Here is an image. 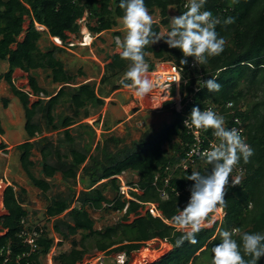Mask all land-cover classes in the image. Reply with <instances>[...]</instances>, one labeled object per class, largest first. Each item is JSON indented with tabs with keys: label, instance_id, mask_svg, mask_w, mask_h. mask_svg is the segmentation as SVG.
<instances>
[{
	"label": "trees",
	"instance_id": "1",
	"mask_svg": "<svg viewBox=\"0 0 264 264\" xmlns=\"http://www.w3.org/2000/svg\"><path fill=\"white\" fill-rule=\"evenodd\" d=\"M119 2L120 0H0V60L8 61V70L0 74V82L4 80L8 84L11 93L22 105L27 135V140L15 148L20 151L23 171L41 191L46 192L51 188L49 179L57 173H61L67 182L82 185L78 192L73 186L68 195L55 196L46 208L45 213L53 218V230L60 239L57 244L70 240L72 245L69 252L54 255V264H76L84 258L91 246L96 252L109 255L125 252V264H129L132 254L146 247L147 241L154 239L167 242L171 249L150 264H198L220 243L219 233L222 230L239 228L241 232H264V0H207L203 10L211 11L221 21L216 26V31L226 39L227 44L219 56L209 57L206 64L200 65V70L186 69L184 72L183 80L186 83L181 85L184 102L182 113L172 109V122L153 134L144 132L138 140L124 144L115 151L110 149L109 143L118 146L122 140L110 136L103 143L98 142L95 146L96 153H92L90 142L78 149L77 137L71 133V126L79 122L76 119L80 117L81 110H84L87 117L89 105L103 106V95L94 83L88 81L80 84L75 81V76L57 56L63 50L62 47L53 45L42 49L39 41L43 33L47 32L50 37L60 38L65 43L66 32H78V21L85 16L88 20L86 27L90 32L99 34L111 30L117 26V19L123 16ZM145 4L149 12L158 10L160 13V22L153 24V31L158 33L160 25L169 26L170 6L176 8L177 16L186 11L183 0H145ZM228 17H233L235 22L226 26L223 21ZM27 19L29 24L24 29L23 23ZM36 24L44 26L45 30H39ZM22 33L24 35L20 39ZM114 35L120 36V32L115 31ZM144 52L146 55L152 53L157 61L181 64L180 61L185 59L179 49L169 48L164 40L158 46H147ZM119 53L110 56L101 83L108 77L119 76L121 79L124 76L128 62L122 60ZM186 59L188 62L192 58ZM154 67L155 61L149 63V71ZM17 69L25 73L37 69L49 70L52 81L60 84V88L49 93L39 85L34 76H29L33 93L37 96L43 94L47 98L29 106V94L14 83L13 75ZM211 78L221 85L218 92H209L200 82ZM119 87L113 85L112 90ZM197 87L200 89L196 90ZM63 100L68 103L72 113L56 124L55 109ZM229 101L234 102L235 114L243 121L254 155L249 163L244 164L241 160L238 164L244 169L239 175L241 179L238 185L231 184V179L236 176L229 179L225 196L227 205L223 207L225 215L221 223L216 221L211 227L202 226L196 235L197 243L185 241L182 246L177 247L176 240L181 232L171 223V218L177 215V208L182 210L190 199L193 182L187 180V176L193 170L176 172L171 180L174 189H168V198L165 200L159 193L163 182L158 180L154 184V179L157 174H163L165 166L179 161L184 155L189 142L183 125L184 116L190 115L193 107H199L202 111L207 104L223 105ZM8 104L9 100L3 99L4 107ZM170 104L171 101H166L163 106L169 107ZM242 106L245 107L244 110L241 109ZM222 111L224 112V108ZM39 113H42L48 128H64L63 139H58L56 144L48 137L31 141L43 131L36 120ZM77 126L87 128L91 137L94 136L95 129L91 125L81 123ZM0 132H3L1 126ZM7 146L5 142L0 143V150H5ZM65 146L68 147L67 151H63ZM34 149L40 152L41 173L44 177L34 174ZM211 167L205 161L197 171L206 175ZM79 170L81 175L78 174ZM124 171L138 174L136 184L141 193L131 191L132 194L140 201L156 202L162 218L154 217L149 211L140 215L138 209L143 208V205L134 200L128 201L119 194V180L114 176ZM104 180L106 181L103 182ZM128 183L134 184L131 181ZM108 184L115 192L113 198L105 194ZM25 194V188H15L13 184L7 185L2 191L6 213L0 216V230L4 232L0 235V250L3 247L11 248L12 257L4 262V255L0 254V264H15L17 255L29 252V248L19 238L23 226L21 221L29 216L24 206ZM74 203L76 205L72 207ZM104 203L112 204L108 210L119 212L123 211L127 203L129 205L121 221L96 229L89 208L99 209ZM132 213L138 216L132 222H127ZM78 233L82 234L80 240L74 237ZM234 238L240 242L239 234H234ZM38 243L40 248L25 256L24 261L43 264L42 257L55 245L54 237L48 233L43 234ZM258 264H264V257Z\"/></svg>",
	"mask_w": 264,
	"mask_h": 264
},
{
	"label": "rangeland",
	"instance_id": "2",
	"mask_svg": "<svg viewBox=\"0 0 264 264\" xmlns=\"http://www.w3.org/2000/svg\"><path fill=\"white\" fill-rule=\"evenodd\" d=\"M154 18L155 23H159L161 16L158 10L155 12H150ZM168 14L170 17L177 16L176 8L170 6L168 9ZM86 17V16H85ZM83 18L78 21L79 30L78 32L67 31V39L65 43H58L52 37L44 32L39 43L42 49L52 47L53 45L62 47L63 50L57 53V56L64 62L66 69L75 76V81L81 83L91 82L97 87L99 93L105 98V104L103 106H91L87 107L89 115L86 117L84 115V110H81V115L76 119L78 122L71 126V133L76 136V145L78 149L90 142L91 152H95V146L98 142L103 143L104 140L110 136L118 137L122 141L115 146L113 143L110 144V149L115 151L118 147H122L124 144H130L132 141L141 138L144 132L148 131L153 134L161 129L166 124L173 121V103L169 107L163 106L166 101H171L166 98V94L162 95V100L160 105L155 107L152 103L151 93L144 97L138 98L133 94V90L120 85L119 76L108 77L105 82L101 83V78L105 74V65L110 61V56L113 53L120 52L121 49L118 46V40H123L125 36V30L122 26L121 19L118 18L117 26L113 27L111 30L103 31L99 34L92 33L86 27L88 20ZM29 20L27 19L23 23L24 29L28 27ZM36 27L44 31L43 26L36 24ZM169 30V26L160 25L159 34L161 36L166 35ZM119 31L120 36H115L114 32ZM24 33L20 36L22 39ZM89 39L88 46L82 45L83 42ZM163 40L153 44V46H158ZM146 62L149 64L155 61V66L159 61L154 59L152 53H147ZM8 70V61L0 60V74L5 73ZM109 72H107V75ZM34 76L39 85L46 89L49 93H54L60 88V84L54 83L50 76L49 70L37 69L32 70L29 73L22 72L20 69L15 70L14 80L17 87L21 90L26 91L30 89L28 84V77ZM150 76V74L148 73ZM150 78V77H149ZM113 85H119L120 87L114 91L112 90ZM114 91V92H113ZM33 92V91H32ZM115 93V94H114ZM43 95V94H41ZM8 99L10 101L8 107H4L3 99ZM47 99V98H45ZM34 103L29 97L28 105L31 106ZM241 109H245L242 106ZM72 111L68 108V103L62 101L55 109L56 124L64 116L71 115ZM36 120L41 124L43 131L36 135V138L31 139L37 140L42 137H48L53 143H57L58 139H63L64 128L60 126L57 130L50 129L46 126L45 118L42 113H39ZM0 122L1 129L0 132V143L5 142L8 146L5 150H0V181L1 183L7 185H15V188L23 187L26 189V194L24 195V206L29 212V218L31 221L36 220L48 227V235L54 237V241L58 243L59 236L53 230V221H49L46 215V208L51 202V199L57 195H68L71 187L74 186L75 190L78 192L82 189V185L79 183L74 185L72 182H67L63 179L61 173L55 174V176L49 179L51 183V188L43 192L37 188L30 181L26 173L23 171L20 164V151L15 148L16 145L27 140L26 131L24 129L25 117L24 110L20 104L17 97H15L8 84L2 80L0 82ZM81 123H87L95 129V134L91 137L90 131L81 126H77ZM3 133V134H2ZM80 135L82 137H80ZM68 147H63V151H67ZM32 160L35 161V167L33 169L34 174L37 177H44L41 173V155L38 149L33 150ZM79 175H81V170H79ZM120 178L119 185H125L126 182L138 181V174L133 171H124L119 174ZM104 180L103 182H105ZM0 189V216L5 214V209L3 206L2 191L5 189ZM105 194L109 198L115 196L113 188L108 184L105 189ZM76 205L74 203L72 206ZM91 216L95 220V228L103 229L106 226L113 225L122 220L124 212H114L105 209H90ZM138 213L140 215L145 213V208H139ZM224 209L221 212L220 208L212 212L203 223L206 227H211L215 221L219 224L224 217ZM138 215L132 213L129 215L127 222H132ZM76 240H80L82 237L81 233L74 236ZM90 239V238H89ZM93 242V239H91ZM50 249V252H55V255L61 252H69L72 245L70 240H66L60 244H57ZM144 248L149 249L150 255H145L143 251ZM171 249V246L167 245V242L161 240H150L146 242V247L141 248L138 252L132 254V258L129 264H150L164 254H166ZM95 249L91 246L88 253L84 258L91 257L97 254ZM111 255V256H110ZM105 254L108 264H115L113 257L116 253ZM212 253L211 250L207 253L198 264H211ZM82 261V260H81ZM43 264H47V257H42ZM79 263V262H77ZM76 263V264H77Z\"/></svg>",
	"mask_w": 264,
	"mask_h": 264
},
{
	"label": "clouds",
	"instance_id": "3",
	"mask_svg": "<svg viewBox=\"0 0 264 264\" xmlns=\"http://www.w3.org/2000/svg\"><path fill=\"white\" fill-rule=\"evenodd\" d=\"M206 3L207 0H188L186 11L169 17V30L165 36H161L153 31L154 18L145 0H120L119 8L123 11L120 19L126 34L122 41L119 38L117 40L121 59L128 62L122 85L131 88L133 94L139 98H144L152 92L153 82L148 75L151 71L145 60L144 49L160 40H164L169 48L181 51L185 58L180 61L181 65L186 64V58L189 57L198 65H202L208 62L209 57L219 56L227 41L216 31V26L221 21L214 17L211 11L203 10ZM234 22L233 17H228L223 24L227 26ZM200 82L209 92H218L221 88L212 78ZM199 89L197 87V90ZM225 123L222 115L212 109L201 111L199 107H193L190 116L184 121L185 127L197 130L211 129L218 143L203 153L206 163L212 166L211 171L206 175L193 171L187 176V180L193 182L190 199L182 210L177 208V215L171 218V223L181 232L176 240L177 247L182 246L185 241L197 243L196 235L201 231L208 216L217 207L223 208L227 205L225 196L233 170L241 160L244 164L249 163L254 155V149L246 142L241 132L235 128L228 129ZM240 179L239 175L231 179L232 186L238 185ZM47 219L53 221L50 216H47ZM46 228L48 229L47 226ZM234 234H239V243ZM219 235L220 243L211 249V264H258L264 257V232H241L239 228H233L222 230ZM124 259L125 254H119V264H123Z\"/></svg>",
	"mask_w": 264,
	"mask_h": 264
},
{
	"label": "built area",
	"instance_id": "4",
	"mask_svg": "<svg viewBox=\"0 0 264 264\" xmlns=\"http://www.w3.org/2000/svg\"><path fill=\"white\" fill-rule=\"evenodd\" d=\"M187 3L188 0H183L184 8H186L185 5ZM186 69L200 70V65H198L193 58L184 65L177 64L173 61H160L156 64L155 68L151 72H149V77L153 82V90L151 92V95L153 96L154 94L159 93L162 96L163 94H166V98L171 100V102L173 103V109H175L179 113H182L184 107L183 97L181 94V85L183 83H186V81L183 80V74ZM173 88L175 90L174 93ZM233 106L234 102L229 101L223 105L207 104L204 109H212L219 115H222L225 118V126L228 129L235 128L239 130L241 132V135L246 138V142L249 144L243 121L238 115L235 114ZM223 108L224 112L222 111ZM189 116L190 115L184 116L183 125L185 119H187ZM185 129L187 135L189 136V142L187 143V148L184 151L183 157L179 161L165 166L162 170L163 174H157L154 179V184H156L158 180L163 182V187L159 189V193L161 198L164 200L168 198V189H174L171 185V180L175 176L176 172H183L190 169H192L193 171H197L199 165L205 164V158L203 156V153L206 150H210L213 144L218 143V140L213 135V131L211 129L197 130L189 127H185ZM243 172L244 169L241 166L237 165V167L233 170L231 176H237L242 174ZM116 177L120 178L119 175H116ZM1 181L0 189L5 187V184L1 183ZM131 191L141 193V189L136 183L130 185L128 182H126L125 185H119V194H121L123 198L127 199L128 201L134 200L136 202H139L145 208V212L149 211L154 217H163L156 202L140 201L134 197ZM128 205L129 203L126 204L125 208L123 209V212H126ZM111 206L112 204L104 203L102 208L100 209H105L106 211L108 210V207L110 208ZM220 210L221 212H223V208H220ZM108 211L119 212L117 210L110 209ZM21 223L23 226L19 232V238L22 240L23 244L29 248V252L27 254L23 253L22 255H17L15 258V264H32L31 260L24 261L23 258L29 255L30 253L36 252L40 248L38 240L43 234L45 235V233L48 232V229L46 228L45 223L36 220L31 221L29 216L26 219H23ZM202 226L205 225L203 224ZM3 233L4 232L0 230V235ZM121 253L125 254L123 264L126 263V253L119 252L116 253V255L113 257L115 264H119L118 256ZM0 254L4 255V262H8L12 257V250L11 248L3 247L0 250ZM105 254V252H98L97 254L92 255L91 257L83 258L82 261L77 264H107V258ZM54 255V251H49V253L46 254L47 264H54Z\"/></svg>",
	"mask_w": 264,
	"mask_h": 264
},
{
	"label": "bare ground",
	"instance_id": "5",
	"mask_svg": "<svg viewBox=\"0 0 264 264\" xmlns=\"http://www.w3.org/2000/svg\"><path fill=\"white\" fill-rule=\"evenodd\" d=\"M39 25V24H38ZM41 26V25H40ZM55 41H58L59 43H62L60 42V40L57 38V37H52ZM88 42H89V39H86L85 42L82 43V45H88ZM31 88V87H30ZM27 93L29 94V97L31 98L32 102H36V101H41V100H44L45 97L44 95H35L30 89L27 90ZM151 101L152 103L154 104L155 107L159 106L160 105V102L161 100L163 99L161 94L159 93H156L154 94L153 96H151ZM1 195V193H0ZM143 251L145 252V255H150L151 253L149 252V249L147 248H144Z\"/></svg>",
	"mask_w": 264,
	"mask_h": 264
},
{
	"label": "crops",
	"instance_id": "6",
	"mask_svg": "<svg viewBox=\"0 0 264 264\" xmlns=\"http://www.w3.org/2000/svg\"><path fill=\"white\" fill-rule=\"evenodd\" d=\"M43 28L45 29L44 26H43ZM122 79H123V77H122L120 80L122 81ZM121 81H120V82H121ZM28 82H29V77H28ZM14 83H15V80H14ZM28 84H29V83H28ZM120 85H121V83H120ZM129 89H130V88H129ZM116 90H117V89H116ZM116 90H114V91H116ZM114 91H113V92H114ZM114 94H115V93H114ZM106 97H107V96H103L104 100H105ZM9 103H10V101H9ZM8 105H9V104H8ZM7 107H8V106H7ZM7 107H6V108H7ZM0 126H1V122H0ZM2 134H3V133H2ZM167 245H168V246H171V245L168 244V243H167ZM110 256H111V255H110ZM107 264H108V263H107Z\"/></svg>",
	"mask_w": 264,
	"mask_h": 264
},
{
	"label": "water",
	"instance_id": "7",
	"mask_svg": "<svg viewBox=\"0 0 264 264\" xmlns=\"http://www.w3.org/2000/svg\"><path fill=\"white\" fill-rule=\"evenodd\" d=\"M121 86H123L122 83H121ZM123 87H124V86H123Z\"/></svg>",
	"mask_w": 264,
	"mask_h": 264
}]
</instances>
